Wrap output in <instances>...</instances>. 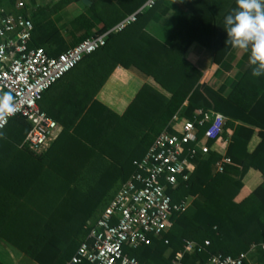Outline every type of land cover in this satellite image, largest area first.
<instances>
[{
    "label": "trees",
    "instance_id": "1",
    "mask_svg": "<svg viewBox=\"0 0 264 264\" xmlns=\"http://www.w3.org/2000/svg\"><path fill=\"white\" fill-rule=\"evenodd\" d=\"M18 1L0 0V7L28 14L34 23L39 13L28 12L25 3L17 9ZM146 1L90 0L67 25L70 34L80 32L71 41L73 46L105 32L128 14L136 15L135 21L108 33L103 46L58 80L85 77L76 80L74 107L64 111L63 127L46 149L38 153L27 147L16 149L29 128L21 115L11 117L0 131V237L38 264H65L134 171L133 160L145 153L158 133L170 129L175 115L192 119L207 109L226 117L221 138L230 162L217 171L221 154L198 151L188 179L168 188L173 201L186 200L188 206L172 214L166 233L126 251L139 264H171L186 240H208L205 251L182 256L187 264H207L211 254L236 256L264 238V76L252 75L248 53L237 78L219 71L223 83L214 88L201 81V72L186 56L188 48L198 43L212 50L213 62L231 68L233 56L244 53L225 44L224 18L237 7L236 0H154L151 7L144 6ZM168 18L176 26L166 40L146 30L149 21L163 24ZM29 46L39 44L30 40ZM63 50L45 49L50 55ZM117 65L133 66L151 79L120 114L93 98ZM43 94L38 101L41 110ZM206 127V123L198 126L199 139ZM255 129L260 141L249 152L247 144ZM205 144L209 147L213 141L206 139ZM249 169L257 170L261 180L236 200ZM243 264H264V250L257 249Z\"/></svg>",
    "mask_w": 264,
    "mask_h": 264
},
{
    "label": "built area",
    "instance_id": "2",
    "mask_svg": "<svg viewBox=\"0 0 264 264\" xmlns=\"http://www.w3.org/2000/svg\"><path fill=\"white\" fill-rule=\"evenodd\" d=\"M153 3L154 0H147L144 6L151 7ZM23 6L24 1L19 0L15 7ZM135 19V13L128 14L105 32L88 36L53 56L43 47L29 46L34 25L28 14L9 13L0 7V93L13 94L18 106L13 116L21 115L29 123L21 147L38 153L49 146L61 127L40 109L38 101L43 92L85 55L103 46L108 33L121 30ZM10 118L0 126V131ZM225 119L212 109L199 110L192 119L175 115L169 123L170 129L158 133L145 153L133 160L134 171L88 227L85 238L65 264H139L126 249L148 245L152 236L166 233L172 214L188 206L186 200L173 201L168 188L188 179L195 166L194 156L209 148L206 139L213 143L222 139ZM205 123L207 127L199 139L198 126ZM221 156L215 164L217 171H222L224 163L230 162L224 153ZM207 245L208 240H186L171 264H187L182 259L184 253L205 251ZM257 249L264 250V238L236 256L211 254L207 264L250 262Z\"/></svg>",
    "mask_w": 264,
    "mask_h": 264
},
{
    "label": "crops",
    "instance_id": "3",
    "mask_svg": "<svg viewBox=\"0 0 264 264\" xmlns=\"http://www.w3.org/2000/svg\"><path fill=\"white\" fill-rule=\"evenodd\" d=\"M29 1L24 0L25 4H29L28 12L39 13L34 19V28L30 40L33 43H38L40 47L47 49L49 52H51L50 50H56V48L63 47L67 49L71 47V41L76 39L80 32H75L72 35L66 27L75 16L84 12L83 4H89L90 0L68 2H64L63 0H31V4ZM97 7L103 8V4L98 3ZM175 26V21L168 18L163 24L149 21L146 25V30L160 41H164L173 32ZM53 29L56 30L53 31ZM54 39L56 41H53ZM247 54L248 52H244L241 55L235 54L232 61L229 62L231 68L223 67L222 64L213 62L212 50L198 43H194L188 48L186 56L188 61L201 72V81L210 82L214 88H218L223 83V78L217 76L218 72L221 71L227 76L233 74L234 79H236L242 70L240 63ZM75 78H65L58 81L46 90L42 97V110L56 120L61 129L63 127L61 120L63 119L62 115L64 111L69 106L74 107L76 95L72 89H74V86L78 82L76 80H84L85 77L79 74ZM150 81L151 79L148 76L133 66L125 68L117 65L110 72L93 98L120 114L131 102L140 86L144 82ZM259 141L258 129H255L247 144V150L249 152L252 151ZM21 148V146L16 147V149ZM209 150H214L219 154L225 153V141L223 139L216 141L206 151L200 150V152L207 154ZM260 180V173L255 169H249L243 178L242 186L235 199L240 200L245 197ZM16 252L18 255L23 254L17 247L0 237V253L4 256L0 261L7 264L6 260H16Z\"/></svg>",
    "mask_w": 264,
    "mask_h": 264
},
{
    "label": "clouds",
    "instance_id": "4",
    "mask_svg": "<svg viewBox=\"0 0 264 264\" xmlns=\"http://www.w3.org/2000/svg\"><path fill=\"white\" fill-rule=\"evenodd\" d=\"M236 4L224 18L225 44L248 52L252 75L264 76V0H236ZM17 111L13 94L0 93V126Z\"/></svg>",
    "mask_w": 264,
    "mask_h": 264
},
{
    "label": "rangeland",
    "instance_id": "5",
    "mask_svg": "<svg viewBox=\"0 0 264 264\" xmlns=\"http://www.w3.org/2000/svg\"><path fill=\"white\" fill-rule=\"evenodd\" d=\"M8 247H10V245H8ZM168 251L165 252V256H168ZM19 256V257H18ZM4 256L1 255L0 253V260H2ZM9 257V256H8ZM7 264H38L36 263L33 259H31L29 256H27L26 254H21L18 255V253L16 252V260H6Z\"/></svg>",
    "mask_w": 264,
    "mask_h": 264
},
{
    "label": "water",
    "instance_id": "6",
    "mask_svg": "<svg viewBox=\"0 0 264 264\" xmlns=\"http://www.w3.org/2000/svg\"><path fill=\"white\" fill-rule=\"evenodd\" d=\"M83 1H85V0H83Z\"/></svg>",
    "mask_w": 264,
    "mask_h": 264
}]
</instances>
